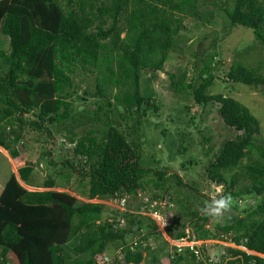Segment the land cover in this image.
Masks as SVG:
<instances>
[{"label":"trees","instance_id":"trees-1","mask_svg":"<svg viewBox=\"0 0 264 264\" xmlns=\"http://www.w3.org/2000/svg\"><path fill=\"white\" fill-rule=\"evenodd\" d=\"M203 1L0 0V148L18 158L20 146L29 148L27 139L39 141L36 131L51 141L65 131L61 135L74 145L73 158L62 161L72 173L49 170L36 184L35 166L28 163L19 168V177L7 174L0 190V264H162L165 249L159 244L169 243L152 218L136 213L134 206L109 214L105 201L126 195H149L139 208L165 197L177 202L185 219L175 210L169 213L173 223L167 229L173 240L185 238L189 228L191 238H230L264 254L261 125L235 97L211 92L219 78L215 47L194 77L183 70L169 78L174 91L189 94L203 110L217 103L226 126L236 131L211 156L214 149L209 147L205 172L224 188L223 198L231 197L237 213L225 218L204 214V205L193 209V195L204 197L196 184H185L179 172L155 169L143 160L144 118L150 111L158 115L162 106L151 82L171 52L190 41L181 33L187 17L211 25L220 14L225 26L251 29L255 45L264 47V0H225L222 13L201 10ZM150 69L153 75L145 79ZM225 79L264 89L262 66L243 61H235ZM85 102L95 108H76ZM190 111L191 105L181 109ZM187 139L193 140L189 134ZM182 143L179 154L188 150ZM0 156L7 159L1 151ZM39 156H51L48 165H58L45 147ZM75 158L83 165L80 170ZM194 159L191 155L182 161V168L198 163ZM58 174L67 176L66 184L59 185ZM257 197L262 199L244 208L238 205L241 199ZM172 247L165 254L172 264H217L204 246L199 254L190 246L180 253ZM257 254L228 247L221 264L235 256L241 257L227 264H264Z\"/></svg>","mask_w":264,"mask_h":264},{"label":"rangeland","instance_id":"rangeland-1","mask_svg":"<svg viewBox=\"0 0 264 264\" xmlns=\"http://www.w3.org/2000/svg\"><path fill=\"white\" fill-rule=\"evenodd\" d=\"M110 1V0H105ZM216 2V3H215ZM225 0H206L200 3L201 10L208 11L211 9L221 12V4H224ZM225 19L219 14L216 24H206L203 25L201 22L194 21L193 18L187 17L185 19L186 30L181 33L184 37H189L190 41H187L185 45H182L180 49H176L171 52L169 60L166 62L163 71L156 73V77L152 79L151 85L156 91V97L159 104L162 106L158 112L150 111L144 118L145 125L143 127L142 139L144 140L143 147V160L146 165L153 167L155 169H161L169 173L175 171L179 172L183 176L185 184L192 185L196 184L199 193L193 195V209L205 205L206 202L211 200H219L223 198L224 188L211 182L206 176L205 167L207 164L208 156L205 154L210 146H213L212 153L215 149L220 146L222 141L227 137H234L236 131L234 129L228 128L224 121L222 120L220 114L218 113V104L209 106L206 110H203L199 105L195 104L192 96L185 92H176L171 87V80L169 75L171 73L181 74L183 70L188 72L190 77H194L198 71L203 67L204 60L207 57V52L213 51V48L218 52L219 69L217 74L219 78L216 80V85L212 88L211 92L213 94L224 93L235 97L241 103L249 108V110L259 119L261 125V133L257 135L259 141H264V89L262 87H253L243 83H233L225 79V74L229 70L235 61H243L245 63H250L255 68L262 66L264 71V47L255 45V37L253 31L243 26H236L228 28L225 26ZM228 29H230L228 31ZM197 63V68L195 66ZM153 75L150 69L147 72L146 78H150ZM81 79V78H80ZM89 84H93L91 79H88ZM76 108L81 109H94L95 106L92 102L76 103ZM186 105H191V111L189 114L181 112V109ZM27 118H32L33 116L26 115ZM166 133H163V132ZM34 137L39 139V141H31L27 139L29 148L20 146L21 154L18 158H13L8 152L0 148L1 152H5L4 156H0V190L4 185L5 179H7L10 171L14 172L17 177H19L18 170L20 167L32 163L35 166V172L33 174V179L36 184L42 183L45 178L49 176V170L55 172H61L68 174L72 173V168H65L62 166V161L66 158H73L74 155V145L68 143L63 135L66 134L63 131L61 134H57L53 139L55 143L49 139H46V134L42 132H33ZM56 134V133H55ZM193 138L187 139V135ZM186 135L185 138L183 136ZM205 137H211V140L206 142ZM172 139L175 143L172 145ZM187 146V153L179 154V147L181 142ZM182 143V144H183ZM45 147V150L52 152L54 158L58 161L57 166H49V157L39 156L41 149ZM191 155L195 158L194 160L198 163L187 164V170L182 168V161L190 160ZM247 162V161H246ZM75 168L79 170L82 168V164L78 162L75 158L74 162ZM49 168V169H48ZM88 169V168H87ZM8 174V175H7ZM55 174V173H54ZM56 175L57 182L59 185L67 183L66 175ZM79 175V172L74 173ZM75 178H72L74 180ZM31 190H37L29 187ZM42 190V189H41ZM69 191V189H60ZM185 193L190 192L189 188L182 189ZM174 193V190L171 189ZM125 198H120V200H110L105 201L110 206L109 214L116 210L126 211L129 210L128 207L134 206L135 212L142 214L145 217V211L139 209L137 205L142 198H148L149 195H139L134 198L128 196ZM129 197V198H128ZM183 198L184 196L181 195ZM168 198V197H167ZM262 197L241 199L238 205L241 208L253 204L261 200ZM96 202L97 200H92ZM202 202V203H201ZM177 210L175 211L177 217L184 218L183 213L180 211V205L177 202H173ZM232 207L222 211L219 216L225 218L231 217L233 214L237 213L233 208L235 203L232 201ZM132 209V208H131ZM133 210V209H132ZM166 213V212H165ZM157 222L161 231L163 232L168 244L164 242L160 243L159 246L163 247L165 252L169 253L173 251V238L170 235V230L164 228V222L160 218ZM173 219H170V226H172ZM216 220V221H215ZM214 222H217L215 219ZM169 226V227H170ZM179 227H177L178 229ZM164 229V230H163ZM190 229H187V234L190 236ZM171 241V243H170ZM197 241L185 240V243L197 244ZM200 245L206 248V253L213 255L215 263L221 264L223 256L228 255V247H239L242 250V246H238L230 241V238L220 239H210L198 241ZM153 248L158 246L157 243L151 242ZM112 249V248H111ZM112 251V250H111ZM110 253V252H109ZM108 253V254H109ZM255 254L254 252H251ZM106 254V255H108ZM163 255L161 258L162 264H172L170 257ZM145 257L147 256L144 253ZM148 258V257H146ZM11 264H16L14 261ZM142 264H146V260ZM239 264V263H237Z\"/></svg>","mask_w":264,"mask_h":264},{"label":"built area","instance_id":"built-area-1","mask_svg":"<svg viewBox=\"0 0 264 264\" xmlns=\"http://www.w3.org/2000/svg\"><path fill=\"white\" fill-rule=\"evenodd\" d=\"M118 200L120 199H115V201H118ZM146 201H148V199ZM175 209H176V205L169 202L168 198L165 197V199L162 201L155 199L153 202L149 203V205H144L142 211H145L146 216L152 218L156 223L160 221L158 218L163 220L164 228L166 229L171 224L170 222L171 217L169 213H171ZM159 225L160 224H158V227ZM159 229L161 230L160 227ZM185 240H188V237L183 238L181 240H176L175 242H173V245L177 247V251L179 253L182 252V249L187 246H190L191 248H193V250L197 254L200 253L201 245L199 244L198 241L196 242L197 244H189V243H185ZM195 248H197V250Z\"/></svg>","mask_w":264,"mask_h":264},{"label":"clouds","instance_id":"clouds-1","mask_svg":"<svg viewBox=\"0 0 264 264\" xmlns=\"http://www.w3.org/2000/svg\"><path fill=\"white\" fill-rule=\"evenodd\" d=\"M112 200H115V199H112ZM231 203H232V201H231V197H224V198H221V199H219V200H215V199H213V200H211L210 202H206L205 203V205H204V207H203V209H202V212L204 213V214H206V215H211V216H218L222 211H225V210H227V209H229L230 208V206H231ZM177 209H175V211H176ZM157 224V223H156ZM157 226H158V224H157ZM170 226V225H169ZM159 228V227H158ZM189 229V228H188ZM160 230V229H159ZM191 231H190V236H189V234H187V236L186 237H188V240L190 241V240H195V241H201V240H197V237L195 236V235H193V237L191 238V234H192V232H193V230L192 229H190ZM161 231V230H160ZM185 237V238H186ZM210 240V239H209ZM174 241H176V240H174ZM204 241H206V240H204ZM236 244V243H235ZM237 245V244H236ZM203 245H201V247H202ZM238 246H241V245H238ZM188 247V246H187ZM243 247V249H244V251H246V252H248L249 254H253V253H251V252H254V251H251V250H248V248L247 247H245V246H242ZM233 248H239V247H233ZM239 249H241V248H239ZM255 254H257L256 252H254ZM257 255H259L260 257H262V258H264V254H257Z\"/></svg>","mask_w":264,"mask_h":264},{"label":"water","instance_id":"water-1","mask_svg":"<svg viewBox=\"0 0 264 264\" xmlns=\"http://www.w3.org/2000/svg\"><path fill=\"white\" fill-rule=\"evenodd\" d=\"M236 259H237V257H230V258H228V259L226 260L225 264H227L230 260H236Z\"/></svg>","mask_w":264,"mask_h":264},{"label":"crops","instance_id":"crops-1","mask_svg":"<svg viewBox=\"0 0 264 264\" xmlns=\"http://www.w3.org/2000/svg\"><path fill=\"white\" fill-rule=\"evenodd\" d=\"M2 149V148H1ZM4 150V149H3ZM5 152H7L6 150H5ZM5 152H2V153H4V154H6ZM7 155V154H6Z\"/></svg>","mask_w":264,"mask_h":264},{"label":"flooded vegetation","instance_id":"flooded-vegetation-1","mask_svg":"<svg viewBox=\"0 0 264 264\" xmlns=\"http://www.w3.org/2000/svg\"><path fill=\"white\" fill-rule=\"evenodd\" d=\"M235 257H237V259H239L241 256H239V257L238 256H235Z\"/></svg>","mask_w":264,"mask_h":264},{"label":"bare ground","instance_id":"bare-ground-1","mask_svg":"<svg viewBox=\"0 0 264 264\" xmlns=\"http://www.w3.org/2000/svg\"><path fill=\"white\" fill-rule=\"evenodd\" d=\"M254 264V263H253Z\"/></svg>","mask_w":264,"mask_h":264}]
</instances>
